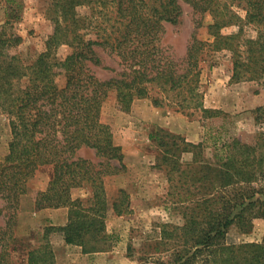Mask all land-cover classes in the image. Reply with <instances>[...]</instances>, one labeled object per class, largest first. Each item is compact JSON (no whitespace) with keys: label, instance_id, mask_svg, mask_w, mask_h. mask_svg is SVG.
<instances>
[{"label":"trees","instance_id":"obj_1","mask_svg":"<svg viewBox=\"0 0 264 264\" xmlns=\"http://www.w3.org/2000/svg\"><path fill=\"white\" fill-rule=\"evenodd\" d=\"M52 1L53 32L46 50L31 64H25L16 50L22 37L13 23L0 25V114L9 118L11 128L8 154L0 160V219L7 217L0 225V264H56L50 239L54 231L86 254L107 250L108 217L131 212L125 189L109 200L105 188L106 177L126 170L122 149L101 119L111 92L122 111H129L135 98L157 91L160 96L153 99L157 107L170 101L180 110L196 109L208 119L217 117L222 111L206 108L201 90L200 62L209 50L231 54L232 83L255 81L264 88V0H185L212 22L207 26L210 40L193 36L182 64L159 47L164 24L180 21L179 0ZM82 7L97 13V19L82 16ZM237 9L245 12L244 18ZM230 26L237 32L225 35L222 31ZM246 27H254L256 36L247 37ZM62 45L72 48L63 60L55 53ZM97 46L120 58L124 70L116 77L103 81L92 72V65L102 64ZM61 77L63 86L58 82ZM255 113L257 122L264 120V106ZM152 137L159 142L162 163L171 167L168 176L180 179L171 185L179 193L170 196L182 212L183 224H158L152 252L139 260L264 264V237L261 242L227 243L233 226L245 234L254 220L264 219V133L251 145L236 139L224 144L215 159L204 156L203 143H189L169 133ZM82 148L94 150L98 160L79 157ZM184 153L193 156L186 169L181 161ZM41 167H50L52 175L47 188L34 196L36 208H68L69 218L65 226L46 227L39 245L33 247L17 236L15 225L21 197ZM81 188L88 190L87 200L72 197V191ZM18 252L25 260L16 263Z\"/></svg>","mask_w":264,"mask_h":264},{"label":"rangeland","instance_id":"obj_2","mask_svg":"<svg viewBox=\"0 0 264 264\" xmlns=\"http://www.w3.org/2000/svg\"><path fill=\"white\" fill-rule=\"evenodd\" d=\"M179 1L183 12L180 21L176 25L164 24L159 47L174 62L182 64L193 36L206 42L210 40L207 26L212 18L207 14H196L185 0ZM52 2L0 0V25L7 20L13 23L14 31L22 37V43L16 50L27 65L33 63L46 50V43L53 32ZM238 12L244 18L245 12ZM79 13L97 19V13H92L86 7L79 8ZM237 30V27L230 26L222 32L230 35ZM245 34L247 37H255L256 30L254 27H246ZM95 51L102 64L92 65L91 70L100 80H109L124 70L120 58L110 49L97 46ZM55 53L63 60L72 53V48L62 45ZM200 66L204 106L222 111L214 118L208 119L202 111L196 109L180 110L170 101L157 107L153 103V99L160 96L157 91H152L151 97L135 98L130 110L122 111L117 104L116 93L109 94L102 108L101 119L110 126L115 145L122 149L126 170L106 177L105 188L109 200H113L120 189H125L130 196L131 212L121 217H108L107 233L111 236V241L106 244L108 248L106 251L90 253L88 263L144 264L139 259L152 252L160 229L157 225L183 224L182 212L172 205L173 198L170 196V193H179L180 190H175L171 185L177 184L180 179L174 174L168 176L167 172L171 167L162 163V150L152 135L166 136L169 133L189 143H203L204 156L215 159V156L222 154L224 144L236 139L251 145L264 133V120L257 122L255 113L257 108L264 106L262 85L255 81L232 83L233 65L231 54L227 51L205 52ZM58 82L63 86L65 78L61 77ZM10 141L9 118L0 114V160L8 154ZM78 156L92 161L98 160L95 151L88 148L80 149ZM192 157L190 153L182 155L183 169H186L185 164H189ZM51 175L50 167L37 170L28 183V193L20 200L15 231L28 246H38L46 227L50 226L42 222L39 215L36 216L35 211L39 209L34 203V196L47 188ZM170 176H174L171 182ZM190 192L197 194L199 190L191 189ZM72 197L87 200L89 192L87 189H75ZM5 219H0V225H4ZM263 237L264 219H256L252 230L245 234L233 226L228 233L227 243L261 242ZM50 239L56 264H63L69 257L81 264L85 263L82 259L87 258L79 252L80 247L67 246L62 232L54 231ZM129 251L133 257L128 255ZM82 253L86 254L83 251ZM14 260L16 263L22 262L25 255L18 252Z\"/></svg>","mask_w":264,"mask_h":264},{"label":"crops","instance_id":"obj_3","mask_svg":"<svg viewBox=\"0 0 264 264\" xmlns=\"http://www.w3.org/2000/svg\"><path fill=\"white\" fill-rule=\"evenodd\" d=\"M195 143V142H194ZM36 216L39 215V218L42 219V222L45 224H49L50 226H65L68 223L69 218V209L68 208H59V209H39L35 211ZM67 246H70L66 244ZM80 250V251H79ZM79 252L85 256L87 259H82L84 264H90L87 261L91 258L90 254H83L81 249L79 248ZM78 258V256L76 257ZM63 264H81L78 260H73L71 257L67 258Z\"/></svg>","mask_w":264,"mask_h":264}]
</instances>
